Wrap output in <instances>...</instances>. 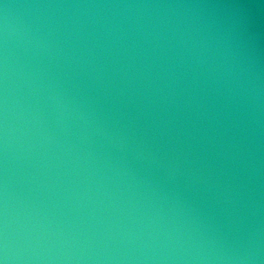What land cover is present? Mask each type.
<instances>
[{"label": "water", "instance_id": "95a60500", "mask_svg": "<svg viewBox=\"0 0 264 264\" xmlns=\"http://www.w3.org/2000/svg\"><path fill=\"white\" fill-rule=\"evenodd\" d=\"M0 264H264V0H0Z\"/></svg>", "mask_w": 264, "mask_h": 264}]
</instances>
